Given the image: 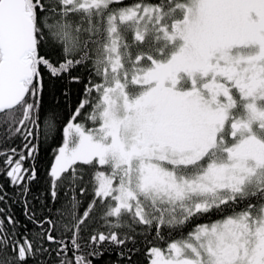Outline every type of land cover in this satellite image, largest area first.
<instances>
[{"label": "snow or ice", "instance_id": "obj_1", "mask_svg": "<svg viewBox=\"0 0 264 264\" xmlns=\"http://www.w3.org/2000/svg\"><path fill=\"white\" fill-rule=\"evenodd\" d=\"M79 69L69 110L53 80ZM0 128L22 141L0 175L38 229L0 185V264H140L145 241L147 264H264V0H0ZM49 141L65 200L38 219Z\"/></svg>", "mask_w": 264, "mask_h": 264}, {"label": "trees", "instance_id": "obj_2", "mask_svg": "<svg viewBox=\"0 0 264 264\" xmlns=\"http://www.w3.org/2000/svg\"><path fill=\"white\" fill-rule=\"evenodd\" d=\"M45 75V85H46V91L49 87V79L47 73ZM72 75H79L81 77V81L79 83L72 82L68 79V77H65L63 80H53V84L55 85L53 91L55 92L56 102H59L61 104H68L69 110L74 106L75 100L82 96L87 80H86V73L83 69H79L76 71H73ZM62 92H67L68 97L65 98L63 95H61ZM46 99H48L50 102L52 101V97L46 96ZM51 144V141H49V144H46L44 146V149L41 151V154L39 156V159L37 161V178L33 181H31L29 187L30 192L28 193V201L30 203V206L37 212V218L43 219L45 217L51 216L53 219L56 218L57 212L56 208L61 206V202L65 200V197L63 194H60L58 196L57 202L55 205H53V202L50 198V190H49V180L47 176L48 168L53 160V152H54V146L51 148L49 145ZM11 147H16L17 150L22 147V141L19 138L13 137L11 140H6L4 137V129L0 128V150L7 149ZM28 166L27 163L25 165ZM0 167H3L2 162H0ZM6 178L2 175H0V185H3L4 191L8 193V196L10 199L6 201L8 205V211L11 212V214L16 218L17 221L20 222L21 225H27L28 230H38L36 229L35 225L31 223L27 217L24 215V206H23V197L19 195L18 190L12 188L8 184L5 183ZM37 197L39 199H37ZM77 197L81 200H83V204L79 207L77 210L78 215H82L84 207L89 202V197L87 196H80L78 190H77ZM4 203H0V207H4ZM67 210V209H66ZM45 228L48 227L47 224L44 225ZM21 232L24 231L23 228L20 229ZM54 236H57V231L54 230L52 233ZM175 235V233H174ZM66 238L68 239L70 243L71 239V233L65 234ZM144 247H141L140 253L135 254L133 253V259L138 260L140 264H147V257L145 255L146 247L150 246L147 245V242H144ZM50 249H55L56 245H48ZM69 256H71V252H69ZM44 260V264H58L57 257L55 255V251L52 250L51 256L49 257L47 254H45L44 257H42ZM93 264H124V260H122L119 256L118 250H112L110 253L106 252L105 255L98 260H94Z\"/></svg>", "mask_w": 264, "mask_h": 264}, {"label": "flooded vegetation", "instance_id": "obj_3", "mask_svg": "<svg viewBox=\"0 0 264 264\" xmlns=\"http://www.w3.org/2000/svg\"><path fill=\"white\" fill-rule=\"evenodd\" d=\"M5 183L8 184V185L10 186L8 179H6ZM11 187H12V186H11ZM12 188H13V187H12ZM55 247H56V246H55Z\"/></svg>", "mask_w": 264, "mask_h": 264}]
</instances>
